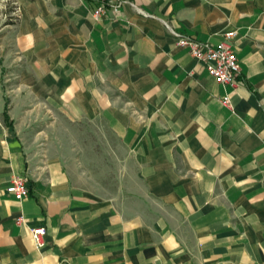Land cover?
Wrapping results in <instances>:
<instances>
[{
    "label": "crops",
    "instance_id": "obj_1",
    "mask_svg": "<svg viewBox=\"0 0 264 264\" xmlns=\"http://www.w3.org/2000/svg\"><path fill=\"white\" fill-rule=\"evenodd\" d=\"M113 1L98 20L97 0L23 8L20 71L0 87V264H264V0ZM167 24L230 42L238 84L217 81ZM39 104L105 117L142 189L95 196L31 153L18 118ZM14 175L28 180L21 200L6 190Z\"/></svg>",
    "mask_w": 264,
    "mask_h": 264
},
{
    "label": "rangeland",
    "instance_id": "obj_2",
    "mask_svg": "<svg viewBox=\"0 0 264 264\" xmlns=\"http://www.w3.org/2000/svg\"><path fill=\"white\" fill-rule=\"evenodd\" d=\"M32 1L0 0V87L4 93L11 92L20 71L16 36L23 8ZM6 119L13 124L8 113ZM18 125L31 153L60 160L74 183L88 193L124 199L131 198L132 190L142 189L127 149L105 117L72 120L58 109L39 104L33 115L20 116Z\"/></svg>",
    "mask_w": 264,
    "mask_h": 264
},
{
    "label": "built area",
    "instance_id": "obj_3",
    "mask_svg": "<svg viewBox=\"0 0 264 264\" xmlns=\"http://www.w3.org/2000/svg\"><path fill=\"white\" fill-rule=\"evenodd\" d=\"M121 2L113 0H97V4L93 9L92 15L98 20L104 14H112L118 11ZM135 5V4H133ZM169 31L176 37L178 46L187 48L190 54L201 61L209 73L216 78L217 81L223 84L236 86L239 82L238 77L241 72V66L236 51L233 45L228 41H223L218 45L211 44L207 41H202L193 35L174 29L167 24ZM235 36V32H228L227 38ZM222 103L231 106L230 97L228 95L221 99ZM7 192L12 194L18 200H21L29 195L28 180L21 175H14L11 178L10 184L6 188ZM19 223L23 222V218L17 219ZM31 233L37 248L44 245V236L47 229L44 225H39L31 228Z\"/></svg>",
    "mask_w": 264,
    "mask_h": 264
},
{
    "label": "trees",
    "instance_id": "obj_4",
    "mask_svg": "<svg viewBox=\"0 0 264 264\" xmlns=\"http://www.w3.org/2000/svg\"><path fill=\"white\" fill-rule=\"evenodd\" d=\"M5 116H6V118H7V113L5 112Z\"/></svg>",
    "mask_w": 264,
    "mask_h": 264
}]
</instances>
